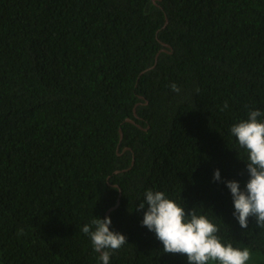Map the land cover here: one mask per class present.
I'll return each instance as SVG.
<instances>
[{"label": "trees", "instance_id": "16d2710c", "mask_svg": "<svg viewBox=\"0 0 264 264\" xmlns=\"http://www.w3.org/2000/svg\"><path fill=\"white\" fill-rule=\"evenodd\" d=\"M252 110L264 0H0V264H102L81 228L117 200L109 264H187L142 226L146 190L264 264L224 183L249 178L230 128Z\"/></svg>", "mask_w": 264, "mask_h": 264}, {"label": "clouds", "instance_id": "9594fccd", "mask_svg": "<svg viewBox=\"0 0 264 264\" xmlns=\"http://www.w3.org/2000/svg\"><path fill=\"white\" fill-rule=\"evenodd\" d=\"M170 88L180 92L175 83ZM226 108L227 102L220 110ZM261 115L259 110L249 111L246 119L230 128V134L247 155L249 178L244 188H240L238 181L224 182L232 197L233 217L242 229L248 228L249 218L255 219L258 228H264V120L258 119ZM213 179L220 180L218 169L214 170ZM141 209L144 210L142 226L155 234L163 252L184 255L187 264H247L251 259L249 249L222 243L217 235L218 227L205 215L192 210L186 213L184 207L162 191L146 190L144 201L137 206V210ZM110 225L109 217L95 218L81 228L90 238L93 250L100 253L102 264H109L110 256L128 243L123 234L110 230Z\"/></svg>", "mask_w": 264, "mask_h": 264}, {"label": "water", "instance_id": "95a60500", "mask_svg": "<svg viewBox=\"0 0 264 264\" xmlns=\"http://www.w3.org/2000/svg\"><path fill=\"white\" fill-rule=\"evenodd\" d=\"M162 45H163L164 47L168 48V49H171L168 45H166V44H164V43H162ZM162 51H163V52H168V53L171 52V51H166L165 49H162ZM141 98H142V97H141ZM134 117H136L135 112H134ZM124 122L130 123V124H135L134 121L131 120V119H129V118H126V119L124 120ZM137 126H138V125H137ZM119 134H120V138H121V136H122L121 131H119ZM118 172H119V171H116L115 173H118ZM115 187H117V186L115 185ZM118 203H119V200L116 201V204H115L113 207L109 208V209L106 211V213H105V217L108 216V214L110 213L111 210H113L114 208L117 207Z\"/></svg>", "mask_w": 264, "mask_h": 264}]
</instances>
